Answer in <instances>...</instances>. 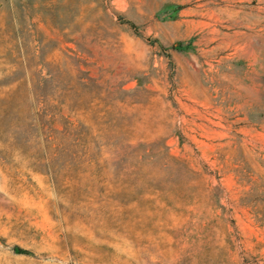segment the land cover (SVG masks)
I'll use <instances>...</instances> for the list:
<instances>
[{"label":"rangeland","instance_id":"374dc122","mask_svg":"<svg viewBox=\"0 0 264 264\" xmlns=\"http://www.w3.org/2000/svg\"><path fill=\"white\" fill-rule=\"evenodd\" d=\"M0 264H264V0H0Z\"/></svg>","mask_w":264,"mask_h":264}]
</instances>
